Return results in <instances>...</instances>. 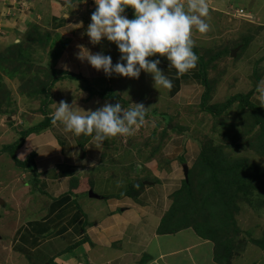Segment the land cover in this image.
<instances>
[{"label": "crops", "instance_id": "obj_1", "mask_svg": "<svg viewBox=\"0 0 264 264\" xmlns=\"http://www.w3.org/2000/svg\"><path fill=\"white\" fill-rule=\"evenodd\" d=\"M207 2V22L221 21V34H211L210 40L221 37L222 46L213 49L210 41L193 37L198 64L182 76L169 69L166 57H150L161 59L160 68L173 81L171 89H158L146 72L139 79L109 77L78 58L80 46L111 55L114 64L121 56L115 43L93 44L86 35L94 0H0V49L28 39L37 26L57 38V49L54 41L47 44V58L36 50L38 43L28 40L24 58L33 65L39 60L48 78L26 70L31 65H19L14 85L30 88L27 95L15 93L16 100L13 94L19 112L7 114L1 108L7 101L0 100L6 113H0V122L24 130L13 135L0 130V264H234L229 254L217 253L212 236L186 224L176 203L205 151L198 138L183 133L160 146L153 141L146 148L141 142L130 151L118 146L114 151L112 140L121 136L97 145L83 134L66 136L52 122L53 106L61 101L85 111L106 103H142L148 108L146 122L135 131L147 128L158 140L166 125L157 122L172 109L207 106L202 112L214 119L221 115L223 125L239 123L248 107L264 109V101L256 98L264 79V3ZM125 14L134 18V9ZM225 41L232 48L241 46L230 56L229 72L219 73L222 68L212 59L225 50ZM41 94L47 95L45 103L39 101Z\"/></svg>", "mask_w": 264, "mask_h": 264}, {"label": "rangeland", "instance_id": "obj_2", "mask_svg": "<svg viewBox=\"0 0 264 264\" xmlns=\"http://www.w3.org/2000/svg\"><path fill=\"white\" fill-rule=\"evenodd\" d=\"M254 1L264 3V0ZM208 23L210 30L207 33L201 34L194 30L193 37L210 41L213 49H218L224 40L221 37L210 40V36L221 34V21L212 18ZM37 27L31 30L32 34H28V39L18 38L19 41H12V44L0 49V100L7 101V106L1 107L8 110H5L7 114L19 112L15 101L12 105L13 94H26L30 89L25 83H19L21 87L14 85L13 80L16 79L15 75L21 63L31 65L27 66L26 70L38 71L40 79L48 78V75L42 74V64L39 60L38 64L33 65V61L24 58V51L32 39L33 43L39 44L36 50L42 52L45 58L49 42L54 41L53 47L57 49V38L45 32L43 26ZM240 46L239 44L232 48L226 42L225 50L217 52L212 60L217 59L219 67L222 68H218L219 73L224 69L229 72V63L233 62L230 56H233V51ZM232 70L236 71L234 68ZM45 94L39 96L41 103L47 101ZM28 96L23 98L27 101L26 107L29 109L31 105ZM164 103L162 100L163 107ZM181 108V111L169 110L160 117L161 121L157 123L159 126H166L163 127V136H158V140H155L153 131L146 128L145 131H134L129 136L113 138L114 145L111 148L115 151L121 147L122 151H130L141 142L149 148L153 141L160 146L167 138L183 133L185 136L198 138L205 151L189 173L186 185L176 198L180 212L184 214L182 218L186 219V224H191L212 236L218 244L217 253L229 254L234 264H239L240 261L247 264H264V133L258 123L260 120L264 125V109L253 110L248 107L239 118V123L229 122L223 125L219 121L221 115L214 119L208 113L202 112L207 106L199 107L198 110L190 109L187 105ZM2 109L0 113H3ZM3 119H6V116ZM5 121L0 122V130L3 129L1 135L5 131L11 135L24 131L22 126L11 128L12 124L7 125L8 122L4 123ZM15 122L19 123L17 120Z\"/></svg>", "mask_w": 264, "mask_h": 264}, {"label": "clouds", "instance_id": "obj_3", "mask_svg": "<svg viewBox=\"0 0 264 264\" xmlns=\"http://www.w3.org/2000/svg\"><path fill=\"white\" fill-rule=\"evenodd\" d=\"M97 5L92 13L86 35L91 43L99 44L107 39L118 46L121 53L117 63L111 55L93 54L80 46L78 58L87 60L92 67L103 70L109 77L119 74L139 79L141 72L151 74L156 88L173 87V81L160 68L161 59L170 62L182 76L197 67L199 57L194 51L193 31L205 34L210 30L207 22V0H94ZM134 9V18L125 14ZM258 96L264 101V79L257 85ZM125 107L120 102L106 103L97 110L85 111L75 102L55 103L52 113L54 125L62 126V132L89 136L92 143L101 145L109 138L129 136L146 122L144 104ZM71 139V137H68Z\"/></svg>", "mask_w": 264, "mask_h": 264}, {"label": "trees", "instance_id": "obj_4", "mask_svg": "<svg viewBox=\"0 0 264 264\" xmlns=\"http://www.w3.org/2000/svg\"><path fill=\"white\" fill-rule=\"evenodd\" d=\"M234 99H229L227 103H225L223 106V109L227 107L228 104H230L231 102H233ZM253 110H256L257 107H252ZM263 121L258 120L259 125L262 127V132L264 133V125L262 124ZM10 147V146H9ZM7 147V148H9ZM18 147L17 143L16 146L13 148V145L10 147V149H12L14 151V149H16ZM202 156V155H201ZM204 156V155H203Z\"/></svg>", "mask_w": 264, "mask_h": 264}, {"label": "water", "instance_id": "obj_5", "mask_svg": "<svg viewBox=\"0 0 264 264\" xmlns=\"http://www.w3.org/2000/svg\"><path fill=\"white\" fill-rule=\"evenodd\" d=\"M234 52H235V51H234ZM234 52H233V53H234ZM187 171H188V170H187V167H186V173H187Z\"/></svg>", "mask_w": 264, "mask_h": 264}, {"label": "built area", "instance_id": "obj_6", "mask_svg": "<svg viewBox=\"0 0 264 264\" xmlns=\"http://www.w3.org/2000/svg\"><path fill=\"white\" fill-rule=\"evenodd\" d=\"M241 13H243V10H241Z\"/></svg>", "mask_w": 264, "mask_h": 264}]
</instances>
